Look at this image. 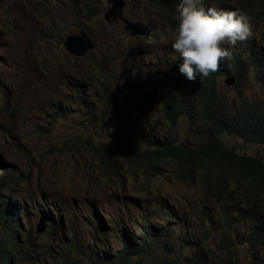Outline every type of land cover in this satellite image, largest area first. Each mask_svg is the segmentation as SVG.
Returning <instances> with one entry per match:
<instances>
[{
    "label": "rangeland",
    "instance_id": "obj_1",
    "mask_svg": "<svg viewBox=\"0 0 264 264\" xmlns=\"http://www.w3.org/2000/svg\"><path fill=\"white\" fill-rule=\"evenodd\" d=\"M95 4L99 13L86 20L82 0H0V161H4L0 172L11 174L2 193L27 202L29 216L21 224L31 233L41 235L50 227L46 218L45 230L36 232L44 217L38 209L55 208L59 217L52 221L57 225L51 234L54 245L74 234L78 247L93 240L110 250L120 246L110 219H125L134 211L128 203L131 195L146 199L153 208L170 199L184 213H194L203 199L169 168L156 176L125 178L122 188L113 187L120 179L117 175L98 170L103 146L108 145L120 164L119 145H142L145 134L166 133L161 99L175 79L186 78L178 70L180 58L170 48L173 30L156 18L151 3L124 0L123 16L149 25L155 44L131 36L121 20L106 21L107 0H95ZM250 25L249 37L261 41L263 23ZM80 30L89 35L94 48L77 57L63 42ZM159 33L167 39L160 41ZM240 45L222 46L229 51ZM104 75L115 100L110 115L100 118L93 114L99 102L93 101L92 112L87 110L77 99L76 89L82 84L88 98L94 97L99 90L96 82ZM256 77L251 68L240 84L233 71L220 75L218 94L228 103L245 101L264 108V81ZM58 105L68 112L53 122ZM197 124L179 119L176 138L191 141ZM220 140L239 153L264 159L262 144L231 134L220 135ZM4 230L0 221V235ZM145 264L154 263L149 259Z\"/></svg>",
    "mask_w": 264,
    "mask_h": 264
},
{
    "label": "trees",
    "instance_id": "obj_2",
    "mask_svg": "<svg viewBox=\"0 0 264 264\" xmlns=\"http://www.w3.org/2000/svg\"><path fill=\"white\" fill-rule=\"evenodd\" d=\"M147 1L154 6L156 18L174 30L179 0ZM202 6L242 10L250 20H257L250 22H262L264 27V0H202ZM81 9L86 20L99 13L95 0H82ZM154 36L150 33L144 38ZM261 41L248 37L236 50L230 49L217 71L205 78L175 79L161 99L166 133L149 132L142 145H119L120 164L108 145L102 147L103 162L98 170L120 178L113 187L122 188L125 178L156 176L169 168L176 179L200 193L203 204L199 209L184 213L170 199L153 208L146 199L131 195L128 203L134 211L125 219H110L118 248L109 250L93 240L78 247L74 234L54 245L51 234L57 225L52 221L59 217L57 210L38 209L49 219L50 227L41 235L31 233L21 224L29 216L27 202L2 193L11 174L0 172V221L5 226V234L0 235V264H145L149 259L154 264H264V159L239 153L220 140V135L231 134L264 145V108L245 101L228 103L218 94L220 75L230 71L237 84L250 68L264 81ZM96 83L99 90L94 97L88 98L82 84L77 85L76 96L91 112L93 101H98L99 109L93 114L104 118L113 111L115 93L107 75ZM54 109L53 122L68 112L60 105ZM181 118L189 124L199 123L189 142L176 138ZM100 221L105 225L102 218ZM43 239L49 243H39Z\"/></svg>",
    "mask_w": 264,
    "mask_h": 264
},
{
    "label": "clouds",
    "instance_id": "obj_3",
    "mask_svg": "<svg viewBox=\"0 0 264 264\" xmlns=\"http://www.w3.org/2000/svg\"><path fill=\"white\" fill-rule=\"evenodd\" d=\"M176 20L170 48L180 58L179 72L189 81L217 71L218 63L229 55L222 45L235 46L251 35L250 18L245 12L212 6L205 9L202 0H179ZM158 39L165 41L167 36L159 33ZM156 42L152 37L147 41L148 44Z\"/></svg>",
    "mask_w": 264,
    "mask_h": 264
},
{
    "label": "water",
    "instance_id": "obj_4",
    "mask_svg": "<svg viewBox=\"0 0 264 264\" xmlns=\"http://www.w3.org/2000/svg\"><path fill=\"white\" fill-rule=\"evenodd\" d=\"M163 3H168L173 0H159ZM110 3L107 11L103 14L106 21H117L121 20L123 22V28L125 31L132 36H145L151 31L150 27L142 21H132L123 16L124 0H107ZM65 49L75 56H82L94 47V42L85 33V31L80 30L78 33L69 34L65 37L63 42ZM228 83V81H227ZM46 218L43 217L40 223L37 224L36 232L42 233L45 226Z\"/></svg>",
    "mask_w": 264,
    "mask_h": 264
},
{
    "label": "bare ground",
    "instance_id": "obj_5",
    "mask_svg": "<svg viewBox=\"0 0 264 264\" xmlns=\"http://www.w3.org/2000/svg\"><path fill=\"white\" fill-rule=\"evenodd\" d=\"M182 242V241H181ZM48 243H49V241H48Z\"/></svg>",
    "mask_w": 264,
    "mask_h": 264
}]
</instances>
